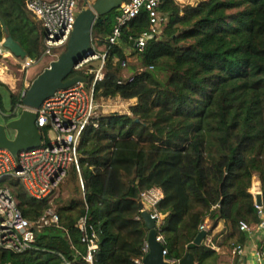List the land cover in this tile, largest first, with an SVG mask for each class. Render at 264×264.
<instances>
[{"label":"trees","instance_id":"1","mask_svg":"<svg viewBox=\"0 0 264 264\" xmlns=\"http://www.w3.org/2000/svg\"><path fill=\"white\" fill-rule=\"evenodd\" d=\"M26 1L0 0V17L37 61L44 31ZM160 11L167 18L161 34L143 52L132 42L150 30L149 12L143 9L122 29L96 100L136 103L127 114L97 117L84 131L79 147L84 187L72 168L61 185L69 199L54 201L59 224L39 228L53 202L30 197L16 178L6 180L23 217L34 225L36 242L23 253L0 248V264H86L79 228L84 218L100 243L95 264H134L148 235L141 194L152 188L164 193L158 210L167 215L161 233L172 258L192 252L197 264H219L217 248L245 245L241 225L260 224L251 189L257 178L264 201V0L185 6L165 0ZM116 16L114 11L101 17L93 38L105 44ZM3 40L0 20V44ZM132 56L140 67L128 64L134 81L124 83L114 59ZM10 99L6 121L22 112L23 98ZM0 112L7 114L1 93ZM208 220L213 227L205 244L189 250Z\"/></svg>","mask_w":264,"mask_h":264},{"label":"built area","instance_id":"2","mask_svg":"<svg viewBox=\"0 0 264 264\" xmlns=\"http://www.w3.org/2000/svg\"><path fill=\"white\" fill-rule=\"evenodd\" d=\"M164 1L123 0L116 16L114 29L106 43L99 47L98 40H93L92 50L74 67L77 74L73 76H82L88 81L58 90L51 98L45 100L39 109L35 110L36 125L43 137L42 146L33 150L21 151L17 157L6 149H0V248L23 253L32 250L36 242L34 225L23 217L12 190L6 185L7 179L12 177L18 179L30 197L51 202L70 170L75 167L80 176V183L84 187L79 147L84 131L90 125L95 124L98 114L96 89L105 78L109 57L115 47L120 45L122 29L143 9L150 14V30L144 32L134 41V50L143 52L149 40L160 36L161 25L167 19L160 11ZM174 1L179 2V0ZM26 8L41 23L44 36L42 56L39 60L35 61L28 57L16 62L23 71L32 67L45 56L52 55L55 51L58 52L68 45L79 14L77 0H27ZM3 50L4 48L0 45L1 55L4 54ZM13 57L15 56L13 55ZM114 64L125 70L128 68L129 60L115 58ZM133 81L134 76L123 79L124 83ZM26 88L22 98L26 95L29 86ZM52 133L54 134L53 138L50 137ZM259 193L262 192L258 191L253 196L261 222L255 226L242 224L241 230L249 233L255 228H260L264 239V205L258 206L256 202ZM163 198L164 193L161 188H152L143 192L140 201L143 208L140 213L149 212L151 219L155 221L156 241L164 246V261L169 264H180L183 257L179 259L170 257L164 236L161 233L167 218V215L158 210V205ZM59 222L60 218L56 210L51 209L47 216L40 221L38 227H49L57 225ZM79 228L82 232V243L87 246V251L82 259L86 264H95V255L100 248L96 231L93 227L88 226L87 218L79 223ZM200 230L208 231L207 225H203ZM142 252L143 256L135 260L134 264H144V259L150 252L148 235L144 241ZM221 255L225 259L221 258L219 264H244L245 245H237ZM254 257V264H264V247L256 250ZM64 264L73 263L65 262Z\"/></svg>","mask_w":264,"mask_h":264},{"label":"water","instance_id":"3","mask_svg":"<svg viewBox=\"0 0 264 264\" xmlns=\"http://www.w3.org/2000/svg\"><path fill=\"white\" fill-rule=\"evenodd\" d=\"M122 2L123 0H96L92 7L79 12L66 50L31 83L22 100V113L18 118L0 124V149H6L17 157L21 151L33 150L42 146L43 137L36 125L35 110L39 109L41 104L58 90L88 81L85 77L73 76L74 67L92 50L93 30L101 21V17L107 19L112 12L118 13ZM0 20L4 34V40L0 45L16 58H28V52L12 37L8 26L1 17ZM11 132L14 133L13 137L10 136ZM256 202L258 206L264 205L262 193L257 195ZM139 207L140 210L143 208L141 203ZM141 216L149 232L148 244L150 247L144 264H169L164 261V246L156 241L155 221L151 219L149 212H142ZM207 233L206 230H202L187 248L193 250L203 246ZM195 262V254L188 252L180 264H195Z\"/></svg>","mask_w":264,"mask_h":264},{"label":"rangeland","instance_id":"4","mask_svg":"<svg viewBox=\"0 0 264 264\" xmlns=\"http://www.w3.org/2000/svg\"><path fill=\"white\" fill-rule=\"evenodd\" d=\"M205 0H179L178 3L181 5H198L199 3ZM96 0H87V3L81 0H77V10L81 12L82 10L88 9L93 6ZM97 38H93L95 41ZM100 39V38H99ZM67 46L63 47L60 51H55L52 55L45 56L39 62H36L32 67L28 68L26 71L21 70L20 67L17 66L16 62L20 61L16 59L9 53V51L4 48L3 55L0 54V82L6 85L5 88L0 87V93L3 96L4 103V111L7 114L0 112V124L6 122L5 116H8V112L11 109V99L10 95H20L23 96V92L26 87L30 86L31 83L47 68H49L50 64L57 60L60 55L66 50ZM129 66H139V62L137 57H129ZM123 70V78H129L132 76L130 68ZM139 71L142 69L139 68ZM2 73V74H1ZM159 77L162 79L166 78V75L163 73L159 74ZM136 100L132 101H124L120 98L110 99V100H101L98 102V114L97 117L101 115H112L115 113L119 114H127L129 112V108L131 105L135 104ZM23 111V109H22ZM22 113V112H21ZM10 136H14V133H10ZM50 137L53 138L54 134H50ZM259 189V190H258ZM261 191L260 181L255 178L253 180V186L251 193L254 195L256 192ZM262 192V191H261ZM61 198L64 202H67L69 199V193L67 190H62V187L55 194L53 199V207L56 209L57 205L54 203L55 200ZM211 227L212 224H209ZM225 249V248H224ZM229 251V250H228Z\"/></svg>","mask_w":264,"mask_h":264},{"label":"crops","instance_id":"5","mask_svg":"<svg viewBox=\"0 0 264 264\" xmlns=\"http://www.w3.org/2000/svg\"><path fill=\"white\" fill-rule=\"evenodd\" d=\"M97 40H98L97 45H99V47H102L104 43H102L101 39L99 38H97ZM126 52L130 54L131 50L127 49ZM209 224H212V226L210 227ZM206 225L208 227V230L213 227V223L210 220L206 222ZM221 228H222V223H220L217 226V229H221ZM247 235H248V240L245 244V255L243 257V262L244 264H254L255 251L258 249H262L264 247V241H263L264 239L262 235V230L260 228H255L252 232L247 233ZM217 251L219 252L221 258L225 259V257H222L221 253H225L228 250L224 248H217Z\"/></svg>","mask_w":264,"mask_h":264},{"label":"bare ground","instance_id":"6","mask_svg":"<svg viewBox=\"0 0 264 264\" xmlns=\"http://www.w3.org/2000/svg\"><path fill=\"white\" fill-rule=\"evenodd\" d=\"M2 74V73H1ZM252 190V189H251Z\"/></svg>","mask_w":264,"mask_h":264}]
</instances>
